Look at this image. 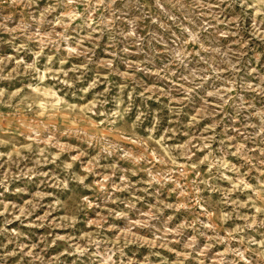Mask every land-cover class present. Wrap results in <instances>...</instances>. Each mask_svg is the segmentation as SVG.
Masks as SVG:
<instances>
[{"label":"rangeland","instance_id":"rangeland-1","mask_svg":"<svg viewBox=\"0 0 264 264\" xmlns=\"http://www.w3.org/2000/svg\"><path fill=\"white\" fill-rule=\"evenodd\" d=\"M0 264H264V0H0Z\"/></svg>","mask_w":264,"mask_h":264}]
</instances>
